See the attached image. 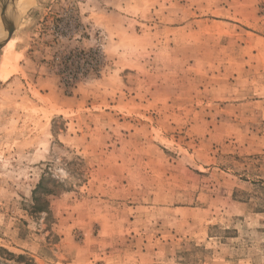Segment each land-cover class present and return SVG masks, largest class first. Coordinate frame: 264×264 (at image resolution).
Wrapping results in <instances>:
<instances>
[{"label": "rangeland", "instance_id": "rangeland-1", "mask_svg": "<svg viewBox=\"0 0 264 264\" xmlns=\"http://www.w3.org/2000/svg\"><path fill=\"white\" fill-rule=\"evenodd\" d=\"M0 3V264H264V0Z\"/></svg>", "mask_w": 264, "mask_h": 264}, {"label": "bare ground", "instance_id": "bare-ground-1", "mask_svg": "<svg viewBox=\"0 0 264 264\" xmlns=\"http://www.w3.org/2000/svg\"><path fill=\"white\" fill-rule=\"evenodd\" d=\"M6 4L10 7V8H16V7H21L22 10H24L25 5H26V0H6ZM30 1H28L29 3ZM32 2V1H31ZM29 5V4H28ZM27 5V6H28ZM5 6V5H4ZM0 7H1V3H0ZM1 11V10H0Z\"/></svg>", "mask_w": 264, "mask_h": 264}, {"label": "trees", "instance_id": "trees-1", "mask_svg": "<svg viewBox=\"0 0 264 264\" xmlns=\"http://www.w3.org/2000/svg\"><path fill=\"white\" fill-rule=\"evenodd\" d=\"M43 182L42 183H40V185L38 186V188L36 189V192H35V195H36V193H39V191H41V190H43L44 188H43ZM48 195H54V192L53 191H50L49 193H48ZM34 200L37 202L38 201V199L36 198V197H34ZM35 209H37V210H39L40 208H39V205L37 206V207H35ZM46 210V209H45ZM18 259H20V260H22L23 259V257H18Z\"/></svg>", "mask_w": 264, "mask_h": 264}]
</instances>
